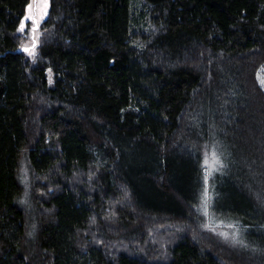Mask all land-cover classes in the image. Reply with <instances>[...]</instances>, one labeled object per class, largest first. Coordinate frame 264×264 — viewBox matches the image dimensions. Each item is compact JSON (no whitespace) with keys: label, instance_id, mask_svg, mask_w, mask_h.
<instances>
[{"label":"trees","instance_id":"16d2710c","mask_svg":"<svg viewBox=\"0 0 264 264\" xmlns=\"http://www.w3.org/2000/svg\"><path fill=\"white\" fill-rule=\"evenodd\" d=\"M29 1L0 0V264H264V0H49L33 57Z\"/></svg>","mask_w":264,"mask_h":264},{"label":"rangeland","instance_id":"374dc122","mask_svg":"<svg viewBox=\"0 0 264 264\" xmlns=\"http://www.w3.org/2000/svg\"><path fill=\"white\" fill-rule=\"evenodd\" d=\"M47 5L45 7L44 5ZM31 5V11L29 6ZM49 7V0H30L27 5L25 15L19 27V31L26 37V41L23 44V49L25 52L33 57L36 53V48L39 44V39L41 35L40 24L46 18ZM23 25V30L21 26ZM27 49V50H26ZM52 74L49 73V79L51 80ZM260 83L264 88V67L259 73ZM211 163V161H210ZM212 166V163H211ZM211 168V167H210ZM20 183L22 185L23 191L20 197L21 204L24 206L25 210L33 216V212L36 210L35 201L33 200L34 193V182L35 178L31 172L27 160H22L19 170ZM218 223V222H217ZM169 231L176 228L174 225H168ZM230 228L221 229L219 226L214 227V231L222 236L230 235Z\"/></svg>","mask_w":264,"mask_h":264},{"label":"snow or ice","instance_id":"6c2138e0","mask_svg":"<svg viewBox=\"0 0 264 264\" xmlns=\"http://www.w3.org/2000/svg\"><path fill=\"white\" fill-rule=\"evenodd\" d=\"M45 7H47V5H44ZM29 10L31 11V5L29 6ZM21 30H23V25L21 26ZM27 50V49H26Z\"/></svg>","mask_w":264,"mask_h":264}]
</instances>
